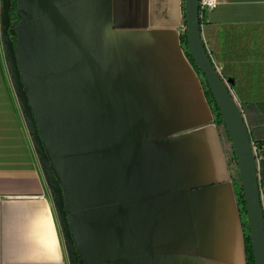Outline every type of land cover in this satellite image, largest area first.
<instances>
[{
	"label": "crops",
	"instance_id": "1",
	"mask_svg": "<svg viewBox=\"0 0 264 264\" xmlns=\"http://www.w3.org/2000/svg\"><path fill=\"white\" fill-rule=\"evenodd\" d=\"M16 7L20 80L62 189L78 264H246L228 155L181 43L184 0ZM1 11L2 0L0 264H71L14 89ZM201 35L218 72L234 81L236 102L263 119L264 0H219Z\"/></svg>",
	"mask_w": 264,
	"mask_h": 264
},
{
	"label": "water",
	"instance_id": "2",
	"mask_svg": "<svg viewBox=\"0 0 264 264\" xmlns=\"http://www.w3.org/2000/svg\"><path fill=\"white\" fill-rule=\"evenodd\" d=\"M10 7L11 0H2L1 38L8 64L12 71L14 89L20 99L33 144L42 163L47 184L54 192L71 264H78L76 249L72 242L64 211L62 189L50 166L46 146L38 130L29 105L28 96L21 84L15 57V46L8 34ZM199 7L200 0H184L188 52L209 86L231 139L238 160L239 180L244 193L249 236L255 264H264V209L260 189L259 162L251 141L245 115L231 92V86L234 81L225 80L221 76L202 40Z\"/></svg>",
	"mask_w": 264,
	"mask_h": 264
},
{
	"label": "trees",
	"instance_id": "3",
	"mask_svg": "<svg viewBox=\"0 0 264 264\" xmlns=\"http://www.w3.org/2000/svg\"><path fill=\"white\" fill-rule=\"evenodd\" d=\"M17 0H11V7H10V11H9V29H8V34L9 37L12 41V43L16 44V37L13 33V29L20 23V19L18 17L17 14ZM181 43L183 46V49L186 52V56L188 57L189 61L191 62L192 66L195 68V70L199 73V69L197 67V65L195 64V62L193 61V59L191 58L189 52H188V45H187V32L185 30L184 34H182L181 36ZM202 76V82L204 84V88H205V92H206V96L208 98L209 104L213 110L214 113V119H215V123L218 125V127L220 128V126H223L225 128L222 116L220 114V111L213 99L212 93L209 89V86L204 78L203 75ZM242 109L244 110V113L246 115V119L248 122V128L250 131V137H251V141L253 143V147L255 148L256 154H257V159L259 160V176H260V187L263 188L264 186V118L261 120H253V118H251L249 111H248V107H242ZM226 130V128H225ZM221 133V131H220ZM227 133V130H226ZM228 134V133H227ZM222 136V134H221ZM229 137V135H228ZM230 140V144H231V148H232V158L233 161L235 163L236 166V172L238 173V160L236 157V154L234 152L232 143H231V139L229 137ZM230 171L231 167H230ZM232 174V173H231ZM233 178V176H232ZM234 185H235V190H236V196H237V201H238V207H239V211L241 213V215L243 216V218L245 219V221L243 222V227H244V237H245V244H246V264H255V260H254V256H253V251H252V247H251V240H250V236H249V227H248V223H247V219H246V205H245V199H244V193L241 187V183L240 180H234Z\"/></svg>",
	"mask_w": 264,
	"mask_h": 264
},
{
	"label": "rangeland",
	"instance_id": "4",
	"mask_svg": "<svg viewBox=\"0 0 264 264\" xmlns=\"http://www.w3.org/2000/svg\"><path fill=\"white\" fill-rule=\"evenodd\" d=\"M220 131H221V134H222V140H223V143H224V146H225V149H226V153L228 155V160H229V164H230V167H231V170H232V176H233V179L234 180H238L239 179V173H237L235 170H236V166H235V163L233 161V158H232V148H231V144H230V140H229V137H228V134L226 133V130L223 126H220ZM246 219H247V215H246Z\"/></svg>",
	"mask_w": 264,
	"mask_h": 264
},
{
	"label": "built area",
	"instance_id": "5",
	"mask_svg": "<svg viewBox=\"0 0 264 264\" xmlns=\"http://www.w3.org/2000/svg\"><path fill=\"white\" fill-rule=\"evenodd\" d=\"M219 5V0H200V7H199V17H200V20L202 21L203 19L206 18L207 14L213 10H215ZM255 150V148H254ZM256 153V151H255ZM257 156V154H256ZM258 160V159H257ZM259 162V160H258ZM261 193H262V196L264 194V189L261 188Z\"/></svg>",
	"mask_w": 264,
	"mask_h": 264
}]
</instances>
